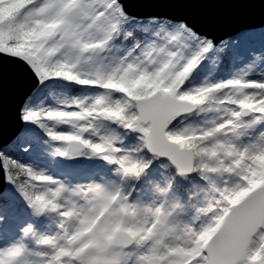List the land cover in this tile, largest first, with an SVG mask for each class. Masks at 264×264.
<instances>
[{
	"label": "snow or ice",
	"instance_id": "1",
	"mask_svg": "<svg viewBox=\"0 0 264 264\" xmlns=\"http://www.w3.org/2000/svg\"><path fill=\"white\" fill-rule=\"evenodd\" d=\"M0 137V264H264V0H0Z\"/></svg>",
	"mask_w": 264,
	"mask_h": 264
},
{
	"label": "rangeland",
	"instance_id": "2",
	"mask_svg": "<svg viewBox=\"0 0 264 264\" xmlns=\"http://www.w3.org/2000/svg\"><path fill=\"white\" fill-rule=\"evenodd\" d=\"M232 71V69H229L225 74H230ZM81 87H88V86H81ZM50 98V100H46L44 101L45 103H50L54 101V97L52 95V93H49L48 95ZM24 124V122H23ZM19 151L17 152V155H19ZM24 159L26 160H33L38 166L41 167H46L50 172H52L55 175H60L62 177H67L69 180H71L72 182H79V181H83V180H87L90 179V175L86 174V173H82V171L88 169V171H92L94 169H98L101 171L107 170V165L106 162H104L102 159L96 158L92 161V163L89 164V167H87L86 169L82 170V171H77L74 168V173H70L69 171H61V169H57V168H61V166L57 165L56 167L54 166L55 163L61 164L62 167H67L70 166L69 164L63 163L60 161V158H53L51 155H47L43 158L41 157H37V156H30L28 154H24L23 156ZM88 173V172H87ZM7 180V179H6ZM5 186H8L5 185ZM71 195V194H68ZM17 196V200H18V205L20 208H24V201L23 199L19 196V194H16ZM23 218V219H20ZM29 219H34V217H32L30 215L29 212L27 211H21L19 212V214L12 216L10 218L9 221H7L5 223V236L4 239L5 240H14L16 239V237L20 236L21 233L19 231V226L22 225L24 222H26ZM55 221L50 217V216H42L40 218L37 219V224L39 227L41 228H46V227H51L54 226ZM12 227L15 229L14 232L10 233L8 232V228ZM30 239V238H29Z\"/></svg>",
	"mask_w": 264,
	"mask_h": 264
},
{
	"label": "trees",
	"instance_id": "3",
	"mask_svg": "<svg viewBox=\"0 0 264 264\" xmlns=\"http://www.w3.org/2000/svg\"><path fill=\"white\" fill-rule=\"evenodd\" d=\"M49 93H51V92H47V93H45V94H42L41 96H39V97H37V100H44V101H46V100H50L49 98ZM14 151V153L15 154H17V152L19 151V153H20V149L19 148H16V149H14L13 150ZM57 165H59V166H61V168L59 167V168H57V169H62L61 171H69L71 174L72 173H74V166L73 165H70V166H67V167H62V165L61 164H58V163H55V167L57 166ZM87 167H89V165L87 166ZM87 172H91V171H88V169H86V170H84V171H82V173H87ZM9 185V181L7 180V182H6V185Z\"/></svg>",
	"mask_w": 264,
	"mask_h": 264
},
{
	"label": "water",
	"instance_id": "4",
	"mask_svg": "<svg viewBox=\"0 0 264 264\" xmlns=\"http://www.w3.org/2000/svg\"><path fill=\"white\" fill-rule=\"evenodd\" d=\"M23 124V121L19 120L18 117H14L12 120V127H17L19 125ZM0 139H2V137H0ZM6 178L3 172V169L0 168V188L5 187L6 185Z\"/></svg>",
	"mask_w": 264,
	"mask_h": 264
}]
</instances>
